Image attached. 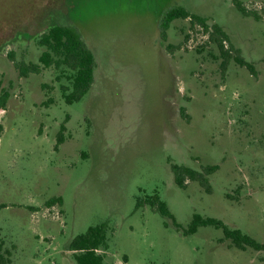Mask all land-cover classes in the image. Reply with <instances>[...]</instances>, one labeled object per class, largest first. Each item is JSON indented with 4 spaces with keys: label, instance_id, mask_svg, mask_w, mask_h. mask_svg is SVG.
Here are the masks:
<instances>
[{
    "label": "rangeland",
    "instance_id": "obj_1",
    "mask_svg": "<svg viewBox=\"0 0 264 264\" xmlns=\"http://www.w3.org/2000/svg\"><path fill=\"white\" fill-rule=\"evenodd\" d=\"M177 7L219 25L257 76L234 60L224 72L190 19L175 20L164 42L163 16ZM54 25L76 29L97 59L91 91L73 105L54 67L25 78L15 66L39 64L38 39ZM5 97L0 253L10 264H77L70 243L104 223L106 264H264V251L236 249L222 230L184 234L200 214L264 244V0H0ZM172 165L218 166L211 193L190 180L178 187ZM155 193L181 229L137 209Z\"/></svg>",
    "mask_w": 264,
    "mask_h": 264
},
{
    "label": "trees",
    "instance_id": "obj_2",
    "mask_svg": "<svg viewBox=\"0 0 264 264\" xmlns=\"http://www.w3.org/2000/svg\"><path fill=\"white\" fill-rule=\"evenodd\" d=\"M238 10L246 17H253L259 20L257 13L248 11L241 4H237ZM178 19H190L192 26H201L205 33L209 34V43L214 44L220 51V57L223 59L222 68L227 71L231 60H234L241 67L247 68L252 75L257 76L254 66L248 63L242 56L240 51H234L232 47H227L229 42L228 35L217 24H209V20L200 16L192 15L183 7L169 9L165 12L161 23V38L167 41V32L171 28L172 23ZM189 36H187L188 40ZM37 44L44 48L45 51L40 56L39 64L17 63L10 56L11 61L15 62L17 70L22 77H29L30 74H40L44 68L54 67L58 72V79H65V83L61 86L62 97L67 105H73L81 102L85 96L91 91L95 83V75L97 70V59L92 49L83 39L81 34L68 25H54L48 31L40 35ZM171 51L174 50L170 45L167 46ZM7 97L2 99L0 107L4 108ZM181 115L186 120L189 119L185 107L181 108ZM66 127L61 126L58 135L56 149L65 141L64 131ZM2 127H0V132ZM219 170L218 166L204 167L203 171H196L187 166L172 165L175 184L182 188H186V181L197 182L208 193H211L209 176ZM61 203V199L53 200L52 204ZM149 205L151 208L159 212L162 216L168 218L173 224L181 229L176 222L174 215L171 213L167 204L161 200L159 194L155 193L146 200L137 202V209ZM108 223H104L95 227H91L86 233L75 237L69 245V250L73 252V258L77 264H106L105 256L98 252L109 249L108 245ZM202 227H213L222 230L224 241H229L230 246L239 250L252 249L257 252L264 251V244L240 229H232L220 219L212 217H204L200 214H194L189 228L184 231L185 235H194ZM10 252L0 253V264H10Z\"/></svg>",
    "mask_w": 264,
    "mask_h": 264
}]
</instances>
